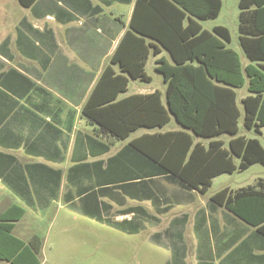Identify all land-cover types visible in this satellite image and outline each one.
Returning a JSON list of instances; mask_svg holds the SVG:
<instances>
[{
	"label": "crops",
	"instance_id": "obj_1",
	"mask_svg": "<svg viewBox=\"0 0 264 264\" xmlns=\"http://www.w3.org/2000/svg\"><path fill=\"white\" fill-rule=\"evenodd\" d=\"M99 2L108 7L127 4L125 19L121 12L108 15ZM135 3L36 0L31 6L21 4L31 14L19 20L0 0V182L18 197L0 214L18 204L26 210L21 220L28 208L46 209L59 200L98 222L107 213L106 218L119 212L115 219L130 222L138 216L140 230H150V241L171 250L172 264H264V235L257 227L214 201V193L201 199L208 191L182 184L130 146L144 133L182 127H140L118 139L100 134L83 115V106L129 28ZM162 55L166 57L164 50L157 56L151 53L146 70L153 57L161 73L156 59ZM150 76L151 81L130 78L119 98L160 91L166 103L165 80L164 89L139 86L130 92L132 81L151 83ZM198 137L194 134L196 142L209 143ZM225 187L234 192L243 188ZM83 197L86 200L76 204ZM126 204L137 211H122ZM34 235L40 236L20 238L30 241Z\"/></svg>",
	"mask_w": 264,
	"mask_h": 264
},
{
	"label": "trees",
	"instance_id": "obj_2",
	"mask_svg": "<svg viewBox=\"0 0 264 264\" xmlns=\"http://www.w3.org/2000/svg\"><path fill=\"white\" fill-rule=\"evenodd\" d=\"M35 1L20 0L25 6ZM222 6V0H136L129 28L83 106V115L97 125L100 134L118 139L140 127H164L173 115L181 129L144 133L132 139L130 146L161 164L182 184L203 193L221 173L264 164L260 138L239 134L242 113L237 92L247 88L242 98L244 126L263 134L264 0H239V38L249 60L245 66L240 53L228 45L232 35L227 26L215 25L211 31L200 22L216 18ZM163 50L171 61L158 57L156 69L167 83L166 103L160 91L119 98L130 78L151 81L148 58ZM194 134L210 139L209 143L196 142ZM223 134L231 136L228 146L220 138ZM212 199L264 235V179L235 192L222 188ZM25 211L13 204L0 214V259L10 264H41L42 238L34 235L25 241L14 234L15 222Z\"/></svg>",
	"mask_w": 264,
	"mask_h": 264
},
{
	"label": "rangeland",
	"instance_id": "obj_3",
	"mask_svg": "<svg viewBox=\"0 0 264 264\" xmlns=\"http://www.w3.org/2000/svg\"><path fill=\"white\" fill-rule=\"evenodd\" d=\"M222 1V9L216 18L200 20V22L204 28L211 31L215 25L227 26L232 35V40L228 45L240 53L245 66L249 60L241 47L239 38V0ZM2 2L4 7L7 5L8 8L11 7L15 10L16 19L30 18V9L22 6L19 1L15 3V0H2ZM99 4L108 9V15L111 12H121L124 14L121 19H125V13L128 9L127 4H115L109 7L101 2ZM164 54L171 61L167 50H164ZM152 58H150L147 66V72L152 75L153 81L151 83L141 80L132 81L130 92L136 91L139 86L145 88L144 90L164 89L163 74L155 70ZM245 94H247L246 87L238 89V105L242 113L239 120V134H245L248 137H259L264 145V132L263 134H257L244 126V107L241 98ZM179 127L181 125L172 116L171 121L164 129ZM221 137L227 141L226 146H228L231 136L223 134ZM122 179L124 178L119 180ZM260 179H264V164L255 163L244 171L236 170L232 174L225 173L218 176L208 192L200 195V198L209 199L213 193L226 185H230L233 189L250 185L256 186ZM117 185L119 188L121 187L120 184ZM84 200H86L85 197L77 201L76 204ZM12 201H18V197L0 182V211ZM123 207L122 211H137L136 207L128 204ZM118 213L110 214L107 219L106 215L108 213L103 214L101 221L98 222L89 217L84 210L67 206L56 200L46 209L34 211L32 208H28L26 215L17 221L14 233L25 240H28L34 233H38L43 237V247L40 253L41 264H172L173 255L171 250L166 246L150 241V230L149 228L146 231L140 230L138 216L134 217L132 222L123 221L115 219V215ZM146 226L148 227L147 224ZM0 264L9 263L0 260Z\"/></svg>",
	"mask_w": 264,
	"mask_h": 264
}]
</instances>
